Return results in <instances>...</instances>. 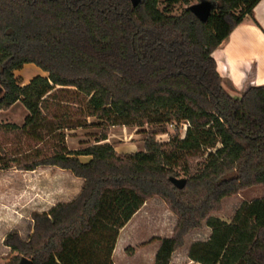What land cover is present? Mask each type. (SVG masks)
I'll list each match as a JSON object with an SVG mask.
<instances>
[{"label": "trees", "instance_id": "trees-1", "mask_svg": "<svg viewBox=\"0 0 264 264\" xmlns=\"http://www.w3.org/2000/svg\"><path fill=\"white\" fill-rule=\"evenodd\" d=\"M191 1L0 0V113L18 102L28 110L0 130L36 143L28 152L0 144V171L54 166L84 179L72 201L33 214L25 239L6 235L18 255L2 264H114L120 230L155 196L178 218L155 264H170L204 223L211 235L192 243L191 260L264 264V197L244 200L229 222L215 215L226 197L264 184V85L233 96L213 56L246 18L259 25L260 0H213L207 22L189 7L173 14ZM26 64L48 75L21 83ZM169 125L177 132L157 141ZM113 126H147L144 149L118 153L107 142ZM90 127L102 129L95 143L69 149L67 132Z\"/></svg>", "mask_w": 264, "mask_h": 264}, {"label": "rangeland", "instance_id": "rangeland-1", "mask_svg": "<svg viewBox=\"0 0 264 264\" xmlns=\"http://www.w3.org/2000/svg\"><path fill=\"white\" fill-rule=\"evenodd\" d=\"M198 2L200 0H192L189 5L179 3L175 6L173 14H180L185 8ZM160 7L162 8L163 4ZM34 70L42 75H48L47 72H44L35 64L31 66L26 64L21 70L16 71V75L20 78V82L24 84L35 77ZM27 114L28 110L23 103L18 102L0 113V121L4 124L22 125ZM95 120V118H89V121ZM176 128L174 125H169L167 133L156 136L157 141H168L177 132ZM148 129L147 126H113L109 129V134H114L112 136L113 142H107L112 145H120L121 147L126 144L129 146L127 151H130V149L133 152L143 150L145 139L149 132ZM185 129L186 126L184 124L179 127L181 136L185 135ZM76 130L80 133L78 134L79 136L86 137L88 143L92 144L96 141L95 136L102 131L101 128L97 127L79 128ZM20 138L15 133H6L4 130H0V144L8 152H28L36 147L35 142ZM48 147L47 143L41 145L45 153H49ZM126 153L130 152H121L120 154ZM70 173V171L62 172L50 166H41L35 171H26L16 165H13L9 170L0 171V264L7 263L18 255L17 252H12L4 243L5 237L9 232L16 230L25 239L32 231V219L35 212L48 209L51 205L57 203L58 200L70 198L69 192L74 188ZM262 197H264V184L248 187L238 194L226 197L222 202V210L215 212V215L231 217L244 200L251 201ZM153 198L156 200L147 206L145 217L142 219L141 225L138 226L136 235L139 236L138 238L143 236L149 238L152 234L168 236L171 232L173 225L171 215L175 214L161 197L155 196ZM132 249H127L128 254H131ZM149 250H152V248H149ZM124 253L125 249L118 251L116 259L118 261L125 259Z\"/></svg>", "mask_w": 264, "mask_h": 264}, {"label": "crops", "instance_id": "crops-1", "mask_svg": "<svg viewBox=\"0 0 264 264\" xmlns=\"http://www.w3.org/2000/svg\"><path fill=\"white\" fill-rule=\"evenodd\" d=\"M254 17L259 25L255 24L251 18H246L233 30L228 39H226L213 53V56L217 61L218 72L223 78L224 86L233 96H240L250 86L264 85V0H260L255 6ZM29 65L31 66L32 64ZM34 73L35 76L41 74L36 70H34ZM30 80L31 79L24 84H27ZM78 134L80 133H78L77 130L68 131L66 142L69 149L77 150L92 144L88 143L86 137L79 136ZM98 135L95 137L97 138ZM112 136H114L113 133L109 134L107 139L110 143L113 142ZM113 146L118 153L133 152L131 149L130 151H127L129 146L126 144L123 147L117 144ZM81 159L82 161L87 162L91 159V156H81ZM50 167L57 168L62 172H68L59 167ZM70 174V178L74 184V188L69 192L70 198L58 200L57 203L72 201L78 196L83 187L84 179L75 176L72 172ZM154 200L156 199L151 198L150 200H147L134 214L131 220L120 230L113 252L114 264H155L156 254L160 248L162 239L173 236L178 220L176 215H171L173 225L168 236H163L161 234H152L149 238L146 236L138 238L139 236H136L138 226L141 225V221L144 219L145 213L147 212L145 210ZM57 203L51 205L48 209H43L42 211H48ZM233 215L231 217H219L229 222ZM211 232V228L205 223L203 227L190 231L186 236L185 245L173 253L170 264H199L190 259V246L195 241L207 240L210 237ZM128 248H133L130 252L131 254H128ZM149 248H152V250H149ZM123 249H125V259L118 261L116 259L117 252L120 250L122 251Z\"/></svg>", "mask_w": 264, "mask_h": 264}, {"label": "water", "instance_id": "water-1", "mask_svg": "<svg viewBox=\"0 0 264 264\" xmlns=\"http://www.w3.org/2000/svg\"><path fill=\"white\" fill-rule=\"evenodd\" d=\"M134 6L140 4L141 0H132ZM217 3L213 0H201L198 3L189 6L191 12L201 21L207 22L212 11L216 8ZM171 182L178 188H183L186 185L185 178L171 177ZM20 264H31L29 258H23Z\"/></svg>", "mask_w": 264, "mask_h": 264}, {"label": "built area", "instance_id": "built-area-1", "mask_svg": "<svg viewBox=\"0 0 264 264\" xmlns=\"http://www.w3.org/2000/svg\"><path fill=\"white\" fill-rule=\"evenodd\" d=\"M186 126V125H185Z\"/></svg>", "mask_w": 264, "mask_h": 264}]
</instances>
